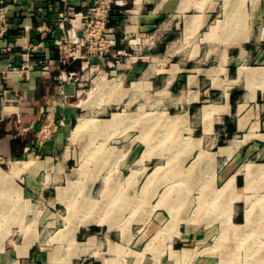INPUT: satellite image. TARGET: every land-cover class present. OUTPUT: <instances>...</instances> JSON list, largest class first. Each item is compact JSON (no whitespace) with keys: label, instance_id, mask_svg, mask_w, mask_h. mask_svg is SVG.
<instances>
[{"label":"crops","instance_id":"obj_1","mask_svg":"<svg viewBox=\"0 0 264 264\" xmlns=\"http://www.w3.org/2000/svg\"><path fill=\"white\" fill-rule=\"evenodd\" d=\"M105 1L99 60L72 57L79 1L0 0V264L100 255L101 220L82 210L108 199L131 224L161 220L165 178L213 179L233 225L264 192V0ZM63 209L76 217L59 223Z\"/></svg>","mask_w":264,"mask_h":264},{"label":"rangeland","instance_id":"obj_2","mask_svg":"<svg viewBox=\"0 0 264 264\" xmlns=\"http://www.w3.org/2000/svg\"><path fill=\"white\" fill-rule=\"evenodd\" d=\"M232 6L236 4L230 3L228 8ZM183 168L188 170V163ZM194 180L191 177L165 178L160 185L164 191L154 199L172 208L161 214V220H156L160 211L155 209L153 215L151 212L148 215L146 210L140 209L134 212V216L139 217L137 223L131 224L125 211L120 215L119 211L107 207L108 199L100 200V206L96 204L100 209L82 210L101 220L99 240L93 239L90 244V249L100 255L83 258L79 264H105L108 259L113 260V264H264V192L245 198L248 207L254 206L253 222L238 228L229 224V202L225 193L208 191L213 179ZM55 212L59 223H66L77 215L75 210ZM237 222L242 223L243 216ZM110 223L114 225L109 226ZM187 234H191L189 242L178 240ZM175 250L177 252L173 253Z\"/></svg>","mask_w":264,"mask_h":264},{"label":"built area","instance_id":"obj_3","mask_svg":"<svg viewBox=\"0 0 264 264\" xmlns=\"http://www.w3.org/2000/svg\"><path fill=\"white\" fill-rule=\"evenodd\" d=\"M73 1V0H69ZM87 14L83 18V34L78 35L74 30L73 44L83 48L80 55H72L73 58L89 57L104 60L107 58L114 41L109 38V22L112 14V5L105 0H77ZM3 17L2 8L0 9V19ZM3 25V27H1ZM0 25V30L4 31L6 23ZM70 45V44H69ZM72 45V44H71ZM63 49V48H62ZM31 52L36 51V47L30 46ZM66 51V49H63Z\"/></svg>","mask_w":264,"mask_h":264},{"label":"bare ground","instance_id":"obj_4","mask_svg":"<svg viewBox=\"0 0 264 264\" xmlns=\"http://www.w3.org/2000/svg\"><path fill=\"white\" fill-rule=\"evenodd\" d=\"M110 87H115V84H111L110 85ZM103 88V87H102ZM113 101V100H112ZM142 115V114H141ZM136 116V115H135ZM133 117V116H132ZM118 118V117H117ZM135 118V117H134ZM137 118V117H136ZM139 120V119H138ZM116 121V120H115ZM120 121V120H119ZM85 121H81V123H80V125L79 126H82V125H85ZM146 156V155H145ZM160 168V167H159ZM142 171V170H141ZM133 178V177H132ZM71 185V184H70ZM66 192V191H65ZM61 195H62V193H61ZM66 195V194H65ZM127 195V194H126ZM64 199V198H63ZM75 199V198H74ZM128 202V201H127ZM99 203V202H98ZM96 202H95V207H97L96 206ZM129 205V204H128ZM99 206H100V204H99ZM74 207V206H73ZM251 208H249L248 210H246V223H245V225H250L252 222H253V215H254V211H253V208H254V206H250ZM169 208V207H168ZM172 208V207H171ZM114 210V209H113ZM96 211H98V210H96ZM116 212H118V211H116ZM122 212V211H121ZM74 214H75V212H73ZM172 213L173 214H175V212L174 211H172ZM97 214V213H96ZM230 214V213H229ZM72 215V214H71ZM110 215V214H109ZM107 217H108V215H107ZM110 218V217H109ZM112 218V217H111ZM229 218H231V216H229ZM81 219V218H80ZM114 219V218H113ZM84 221H85V219H84ZM230 221H231V219H230ZM229 221V222H230ZM229 222H227V223H229ZM97 223V222H96ZM86 224V223H85ZM99 224V223H98ZM229 224H232V223H229ZM81 225V224H80ZM112 225H114L113 223H110L109 224V226H112ZM244 224H242V225H238V228H243L244 226H243ZM226 226V225H225ZM229 226V225H228ZM227 228V227H226ZM72 230V229H71ZM74 230V229H73ZM225 230H227V229H225ZM71 232V231H70ZM176 232V231H175ZM64 233V232H63ZM69 235V234H68ZM226 235V234H225ZM221 237V236H220ZM225 238V237H224ZM90 240V239H89ZM220 240V239H219ZM224 240V239H223ZM222 240V241H223ZM221 241V240H220ZM89 242V241H88ZM88 244V243H87ZM93 247V246H92ZM85 248H87V247H85ZM90 250V249H89ZM88 250V251H89ZM205 251V250H204ZM177 252V250L176 251H174L173 253H176ZM190 254H191V252H190ZM194 254V253H193ZM199 254V253H198ZM175 255V254H174ZM182 255V254H181ZM176 256H177V254H176ZM192 257V256H191ZM263 259V258H262ZM262 259L261 260H259V262L261 261L262 262ZM58 260V259H57ZM175 260V259H174ZM264 260V259H263ZM53 261V260H52ZM157 261V260H156ZM114 262H113V260L111 261L110 259H108V261H105V264H113ZM179 263V262H178ZM177 263V264H178ZM155 264V263H154ZM256 264H258L257 262H256ZM260 264V263H259Z\"/></svg>","mask_w":264,"mask_h":264}]
</instances>
